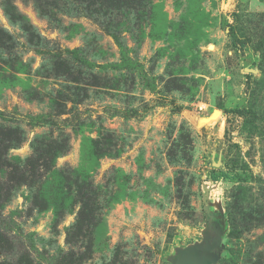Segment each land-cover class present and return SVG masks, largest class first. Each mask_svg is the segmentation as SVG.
I'll return each mask as SVG.
<instances>
[{
    "label": "rangeland",
    "instance_id": "1",
    "mask_svg": "<svg viewBox=\"0 0 264 264\" xmlns=\"http://www.w3.org/2000/svg\"><path fill=\"white\" fill-rule=\"evenodd\" d=\"M210 228L264 264V0H0V262L172 264Z\"/></svg>",
    "mask_w": 264,
    "mask_h": 264
},
{
    "label": "water",
    "instance_id": "2",
    "mask_svg": "<svg viewBox=\"0 0 264 264\" xmlns=\"http://www.w3.org/2000/svg\"><path fill=\"white\" fill-rule=\"evenodd\" d=\"M211 232L215 233L212 245H210L209 234H207L204 241L205 245L198 244L178 251L172 264H216L220 258L219 252L216 251L221 249L222 233L219 229H211Z\"/></svg>",
    "mask_w": 264,
    "mask_h": 264
},
{
    "label": "trees",
    "instance_id": "3",
    "mask_svg": "<svg viewBox=\"0 0 264 264\" xmlns=\"http://www.w3.org/2000/svg\"><path fill=\"white\" fill-rule=\"evenodd\" d=\"M35 122H36V125H42L44 124L43 122L40 121V118H35L34 119ZM15 141V140H14ZM12 144H10L11 148L14 147V142L12 140L11 142ZM21 144V141H18L16 146H19ZM56 155H58V152H56ZM56 155L53 156V159L56 158ZM102 155H105V154H102ZM39 160H37L38 162ZM29 162H33V160L29 161ZM29 164V163H28ZM28 164L26 163L25 165L28 166ZM0 249L3 250V251H10V241L8 239V237L2 233H0ZM29 260V259H28ZM0 264H33V262L31 261V263L29 262H26L24 258H20L19 260H17L16 262H11V261H3V262H0Z\"/></svg>",
    "mask_w": 264,
    "mask_h": 264
},
{
    "label": "flooded vegetation",
    "instance_id": "4",
    "mask_svg": "<svg viewBox=\"0 0 264 264\" xmlns=\"http://www.w3.org/2000/svg\"><path fill=\"white\" fill-rule=\"evenodd\" d=\"M215 228H216V226H214ZM219 227V226H218ZM215 228H213V229H215ZM218 229V228H217ZM214 237H215V235H214V233L213 232H210L209 233V239H210V245H212V240L214 239ZM203 245H205V243H203Z\"/></svg>",
    "mask_w": 264,
    "mask_h": 264
}]
</instances>
